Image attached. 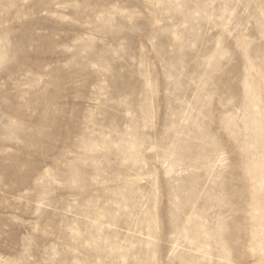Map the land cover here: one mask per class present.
Instances as JSON below:
<instances>
[{"label":"rangeland","instance_id":"1","mask_svg":"<svg viewBox=\"0 0 264 264\" xmlns=\"http://www.w3.org/2000/svg\"><path fill=\"white\" fill-rule=\"evenodd\" d=\"M0 264H264V0H0Z\"/></svg>","mask_w":264,"mask_h":264}]
</instances>
